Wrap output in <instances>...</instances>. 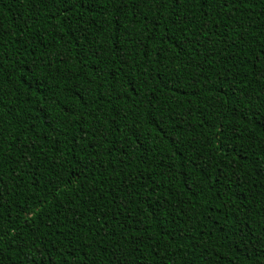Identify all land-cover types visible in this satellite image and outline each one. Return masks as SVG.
Instances as JSON below:
<instances>
[{
    "label": "trees",
    "instance_id": "16d2710c",
    "mask_svg": "<svg viewBox=\"0 0 264 264\" xmlns=\"http://www.w3.org/2000/svg\"><path fill=\"white\" fill-rule=\"evenodd\" d=\"M0 264H264V0H0Z\"/></svg>",
    "mask_w": 264,
    "mask_h": 264
}]
</instances>
